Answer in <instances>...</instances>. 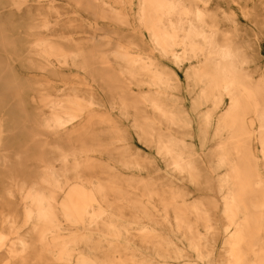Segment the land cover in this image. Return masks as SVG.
Masks as SVG:
<instances>
[{"label":"bare ground","instance_id":"6f19581e","mask_svg":"<svg viewBox=\"0 0 264 264\" xmlns=\"http://www.w3.org/2000/svg\"><path fill=\"white\" fill-rule=\"evenodd\" d=\"M134 13L0 0V187L21 209L1 213L0 264H211L216 247L217 264H264V0H135ZM195 123L200 146L213 124L220 206L178 184L205 173L173 135Z\"/></svg>","mask_w":264,"mask_h":264},{"label":"rangeland","instance_id":"374dc122","mask_svg":"<svg viewBox=\"0 0 264 264\" xmlns=\"http://www.w3.org/2000/svg\"><path fill=\"white\" fill-rule=\"evenodd\" d=\"M103 3H107L108 5L113 6L117 11H121V12H126L128 14V16L130 17V21L134 22V12H135V0H123L124 1V7L122 8V5L117 3L116 0H100ZM107 32L113 31V32H119L120 34H123V37H125V41L124 44H120L118 43L116 40L110 41L109 45H103L102 47L104 49L109 50L110 48L112 49L114 46H116V44H120L122 45L125 50L129 53V55L131 56H137V55H149V49L148 46L149 44L146 41L145 36L143 35L142 37L139 36V34H136L135 32L132 31L131 27H125V26H120L117 25L113 22L108 21L107 22ZM136 28V27H135ZM138 28V27H137ZM139 30H141L140 28H138ZM133 32V33H131ZM110 35V34H109ZM140 37V40H138V38ZM129 42H134L135 44L138 42H141V44L139 45V47L137 45H133L130 44ZM177 51V48L176 50ZM152 56H154V59L157 62L163 63L164 65H167L168 67H172V65L169 63V61H164L163 59L159 58L158 54H153ZM180 78V83L182 85V96L185 99V102L187 104V99L188 98L184 92V77L183 75H179ZM171 93H173V95L179 96L175 91H171ZM209 110L208 106L202 107L201 111H207ZM117 113V112H116ZM215 114L213 116H215L217 114V111L214 112ZM118 114V113H117ZM115 123L119 122L120 124H124L125 129H127L130 132L129 129V124L125 121H123L122 118L118 117V115L114 114L113 116ZM113 127H115V124H111ZM197 125L198 123L194 124V130L192 131V138H184L183 135L178 134V133H174L173 135L176 138L185 140L186 142L189 143V145L191 146V148L193 149V152L195 153V156L197 155L199 158L200 163H202L203 168L205 169V173L203 178H200L198 181V186H194L193 184L189 183L188 181H178V184L180 185V187L184 190V192L187 194L188 199H194V198H203L205 201L209 200L211 201L213 204H215V206H220L222 204V200H221V195L218 191L217 185H216V178H215V174L211 172V170L209 169V159H210V154L211 152H213L216 148L215 143H216V139L212 138L213 135V124L210 125V127L207 129L206 131V135H205V139H204V143L203 146H200V138L198 135V129H197ZM253 127H255V124L253 125ZM133 146H138V143L133 141L132 142ZM164 165V164H163ZM162 162H158V166H160L162 168L163 171L167 172L169 169L167 167H163ZM162 172V171H161ZM206 176H208L206 178ZM29 181V178H26ZM6 193H4L3 189L0 187V217H1V213L2 214H6V213H11L13 211V209L15 208L14 206H7V204L2 200V196H5ZM8 200L10 201H14L15 203L18 202V194H16L15 192H13V198H9ZM9 209L11 211H9ZM15 213L18 216V220H20V213H21V209L20 207H16L15 208ZM215 225L217 226V217L214 219ZM223 230V227H221ZM24 228L20 229L19 231V235L23 236L25 233ZM176 244L179 245L180 247H184V244H182L181 239H177L176 240ZM214 246L217 245V243H212ZM133 248L137 249L138 251L144 252L143 249H140L138 246H133ZM216 249V254L214 256V260L211 264H217V247ZM191 255H186L185 257L181 258L180 260H178L177 262H180L181 264H184L185 262L191 263L194 261V258L190 257ZM1 261V258H0ZM171 263H173V261L171 260Z\"/></svg>","mask_w":264,"mask_h":264}]
</instances>
